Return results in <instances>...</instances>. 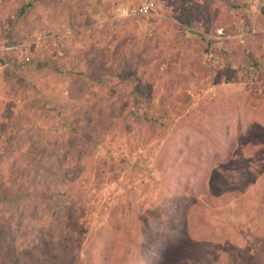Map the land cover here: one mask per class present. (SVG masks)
Segmentation results:
<instances>
[{
  "label": "rangeland",
  "instance_id": "obj_1",
  "mask_svg": "<svg viewBox=\"0 0 264 264\" xmlns=\"http://www.w3.org/2000/svg\"><path fill=\"white\" fill-rule=\"evenodd\" d=\"M141 1L0 0V264H264V0Z\"/></svg>",
  "mask_w": 264,
  "mask_h": 264
},
{
  "label": "built area",
  "instance_id": "obj_2",
  "mask_svg": "<svg viewBox=\"0 0 264 264\" xmlns=\"http://www.w3.org/2000/svg\"><path fill=\"white\" fill-rule=\"evenodd\" d=\"M161 4L157 0H145L137 3H132L124 8H117L116 18L117 21L122 22L125 18H133L139 16L150 15L153 11L160 8ZM264 32V24L261 29L252 22L248 25H244L242 22L238 23L235 26L234 33L231 35L239 44H246L248 41L252 40L255 35L260 32ZM217 35L220 37L224 34L222 28L216 29ZM71 34V29L68 27L57 28V27H48L42 28L38 31H35L32 34L30 41H24L19 46V51L17 53V58L20 62H27L30 60V46L39 48L40 45L46 44L48 46L60 47L62 46L64 40L69 37ZM29 52V53H28ZM214 63H218V59L213 60Z\"/></svg>",
  "mask_w": 264,
  "mask_h": 264
},
{
  "label": "trees",
  "instance_id": "obj_3",
  "mask_svg": "<svg viewBox=\"0 0 264 264\" xmlns=\"http://www.w3.org/2000/svg\"><path fill=\"white\" fill-rule=\"evenodd\" d=\"M243 67L245 66H251V67H258L260 65V62L256 59L254 52L250 51V52H246L245 55L243 56Z\"/></svg>",
  "mask_w": 264,
  "mask_h": 264
},
{
  "label": "crops",
  "instance_id": "obj_4",
  "mask_svg": "<svg viewBox=\"0 0 264 264\" xmlns=\"http://www.w3.org/2000/svg\"><path fill=\"white\" fill-rule=\"evenodd\" d=\"M252 23V22H251ZM254 23L257 25V23L254 21ZM259 26V25H258ZM261 27V26H260Z\"/></svg>",
  "mask_w": 264,
  "mask_h": 264
}]
</instances>
